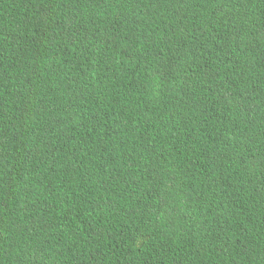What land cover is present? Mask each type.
Instances as JSON below:
<instances>
[{
	"label": "trees",
	"instance_id": "obj_1",
	"mask_svg": "<svg viewBox=\"0 0 264 264\" xmlns=\"http://www.w3.org/2000/svg\"><path fill=\"white\" fill-rule=\"evenodd\" d=\"M0 264H264V0H0Z\"/></svg>",
	"mask_w": 264,
	"mask_h": 264
}]
</instances>
